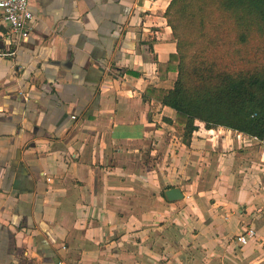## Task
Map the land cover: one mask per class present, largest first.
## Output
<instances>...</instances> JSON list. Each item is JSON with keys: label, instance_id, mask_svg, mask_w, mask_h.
<instances>
[{"label": "crops", "instance_id": "obj_1", "mask_svg": "<svg viewBox=\"0 0 264 264\" xmlns=\"http://www.w3.org/2000/svg\"><path fill=\"white\" fill-rule=\"evenodd\" d=\"M30 1L0 41V264H264V139L187 143L147 95L178 76L172 0Z\"/></svg>", "mask_w": 264, "mask_h": 264}, {"label": "trees", "instance_id": "obj_2", "mask_svg": "<svg viewBox=\"0 0 264 264\" xmlns=\"http://www.w3.org/2000/svg\"><path fill=\"white\" fill-rule=\"evenodd\" d=\"M165 17L177 54L158 70L161 79L178 76L172 89L148 87L147 95L176 112L187 143L199 122L264 139V62H225L252 40L264 48V0H172Z\"/></svg>", "mask_w": 264, "mask_h": 264}, {"label": "built area", "instance_id": "obj_3", "mask_svg": "<svg viewBox=\"0 0 264 264\" xmlns=\"http://www.w3.org/2000/svg\"><path fill=\"white\" fill-rule=\"evenodd\" d=\"M35 19L36 15L31 10L30 0H0V41L7 39V37H15L21 42L29 41ZM231 131L237 134V139L242 145L252 140L260 142L257 137ZM255 235V230L249 229L245 234L240 235L237 241L245 246Z\"/></svg>", "mask_w": 264, "mask_h": 264}, {"label": "rangeland", "instance_id": "obj_4", "mask_svg": "<svg viewBox=\"0 0 264 264\" xmlns=\"http://www.w3.org/2000/svg\"><path fill=\"white\" fill-rule=\"evenodd\" d=\"M230 40L225 38V43L229 42ZM235 45V42L234 44ZM226 51H231L230 47L225 49ZM240 52V54H239ZM238 52L237 56L239 59H236V54H234L231 60H225V62L230 63L231 67H236L237 63L244 67H253V65L264 62V48L261 47L257 40H252L244 49H241Z\"/></svg>", "mask_w": 264, "mask_h": 264}, {"label": "water", "instance_id": "obj_5", "mask_svg": "<svg viewBox=\"0 0 264 264\" xmlns=\"http://www.w3.org/2000/svg\"><path fill=\"white\" fill-rule=\"evenodd\" d=\"M165 198L169 202H177L183 200L184 196L179 188H173L165 192Z\"/></svg>", "mask_w": 264, "mask_h": 264}]
</instances>
